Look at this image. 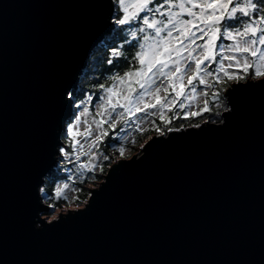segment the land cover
I'll list each match as a JSON object with an SVG mask.
<instances>
[{"label":"snow or ice","instance_id":"snow-or-ice-1","mask_svg":"<svg viewBox=\"0 0 264 264\" xmlns=\"http://www.w3.org/2000/svg\"><path fill=\"white\" fill-rule=\"evenodd\" d=\"M82 6L83 32L112 36L105 44L106 66L91 85L95 92L77 87L71 61L47 89L43 119L16 178L24 239L50 238L87 218L126 172L157 151L222 134L257 107L264 120V0H85ZM195 118L203 122L189 123L196 131L172 126ZM130 125L141 136L156 133L147 146L140 144L142 159L127 157L116 136ZM86 176L92 184L85 193ZM7 201L5 171V216ZM0 264L31 262L10 260L5 243ZM227 264H264V227L258 257Z\"/></svg>","mask_w":264,"mask_h":264},{"label":"water","instance_id":"water-1","mask_svg":"<svg viewBox=\"0 0 264 264\" xmlns=\"http://www.w3.org/2000/svg\"><path fill=\"white\" fill-rule=\"evenodd\" d=\"M84 3L0 0V174L6 171L8 190L7 213L0 214V245L6 243L9 259L31 264H227L258 257L264 227V120L258 107L222 134L155 152L142 167L126 172L87 218L55 236L22 237L16 178L43 119L47 89L70 61L80 88L94 51L111 36L99 29L83 32Z\"/></svg>","mask_w":264,"mask_h":264},{"label":"trees","instance_id":"trees-1","mask_svg":"<svg viewBox=\"0 0 264 264\" xmlns=\"http://www.w3.org/2000/svg\"><path fill=\"white\" fill-rule=\"evenodd\" d=\"M110 43V42H109ZM107 44V42H106ZM107 58V53L105 51V44H102L99 48H97L94 51V55L92 57V61L90 63V65L88 66V68L86 69V71L84 72L82 79H81V84H80V88H84L85 90H90L95 92V89H92L91 85L94 81V78L99 76V74L103 71V68L106 66L102 63V61L104 59ZM196 119H200V118H195L192 121H187V120H174L173 121V127H179L181 123L184 124L185 128L188 127L189 123L194 122ZM154 133V131H148L144 136H141L138 132H137V138L136 135H134V137L136 138V144H140L141 142L145 141L147 138L150 137V134ZM130 142H132L131 140L129 142H124L122 140V143L125 146H130ZM105 150L107 151L108 149L105 148ZM132 154L131 151H129L128 154H126L127 157H131L130 155ZM71 167V166H69ZM105 171L107 172V168L105 169ZM85 179L87 180V183H85L83 185V187L85 188V193L88 190L85 186L88 183H92V181L90 179L87 178V176L85 177ZM69 195H75V193L69 192ZM86 198L85 194H81V199Z\"/></svg>","mask_w":264,"mask_h":264},{"label":"rangeland","instance_id":"rangeland-1","mask_svg":"<svg viewBox=\"0 0 264 264\" xmlns=\"http://www.w3.org/2000/svg\"><path fill=\"white\" fill-rule=\"evenodd\" d=\"M110 37H112V36H110ZM102 44H105V42L104 43H102ZM101 44V45H102ZM92 61V60H91ZM91 61H90V63H91ZM90 63H89V65H90ZM89 119H90V117H89ZM192 123H201V124H203V122H202V120L201 119H196L194 122H192ZM146 126V125H145ZM134 135H136V138H137V132L135 131V126L134 125H130V126H124V131L123 132H117L116 133V136H118V137H120L121 138V140H123L124 142L126 141V142H129L130 140L132 141L133 139H135L136 140V138L134 137ZM155 135H156V133H155ZM155 135H151L150 137H154ZM150 140H149V138H147L145 141H143V142H141L140 144H142V143H145V145H146V142H149ZM137 142V141H136ZM140 144H136L135 143V145L132 143V142H130V146H125L126 147V149L128 150L127 152H126V154H128L129 153V151H131L132 152V156L133 155H140L141 154V152H142V149L140 148ZM131 158V157H130ZM108 170V169H107ZM91 184L92 183H88V184H86V188L89 190V188L91 187ZM99 185H97V187H98Z\"/></svg>","mask_w":264,"mask_h":264},{"label":"flooded vegetation","instance_id":"flooded-vegetation-1","mask_svg":"<svg viewBox=\"0 0 264 264\" xmlns=\"http://www.w3.org/2000/svg\"><path fill=\"white\" fill-rule=\"evenodd\" d=\"M111 40H112V37H108L107 40L105 41V44H106V42H107V43L111 42ZM146 126H147V125H146ZM119 133H120V132H119ZM152 134L155 135L154 133H151L150 136H151ZM119 138H120V137H119ZM120 141L122 142L121 138H120ZM130 156H132V154H131Z\"/></svg>","mask_w":264,"mask_h":264}]
</instances>
